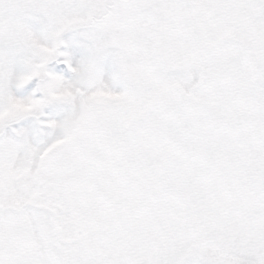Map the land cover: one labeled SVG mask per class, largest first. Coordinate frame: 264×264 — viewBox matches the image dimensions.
<instances>
[{"label":"snow or ice","instance_id":"snow-or-ice-1","mask_svg":"<svg viewBox=\"0 0 264 264\" xmlns=\"http://www.w3.org/2000/svg\"><path fill=\"white\" fill-rule=\"evenodd\" d=\"M0 264H264V0H0Z\"/></svg>","mask_w":264,"mask_h":264}]
</instances>
